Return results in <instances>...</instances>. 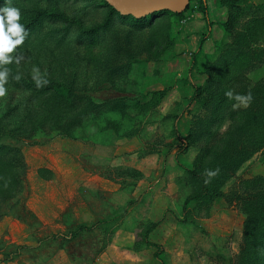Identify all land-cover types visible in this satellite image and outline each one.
Returning <instances> with one entry per match:
<instances>
[{
  "label": "rangeland",
  "instance_id": "obj_1",
  "mask_svg": "<svg viewBox=\"0 0 264 264\" xmlns=\"http://www.w3.org/2000/svg\"><path fill=\"white\" fill-rule=\"evenodd\" d=\"M217 3L200 47L191 13L0 0L27 31L0 65V264H264V0Z\"/></svg>",
  "mask_w": 264,
  "mask_h": 264
},
{
  "label": "clouds",
  "instance_id": "obj_2",
  "mask_svg": "<svg viewBox=\"0 0 264 264\" xmlns=\"http://www.w3.org/2000/svg\"><path fill=\"white\" fill-rule=\"evenodd\" d=\"M20 11L14 7H0V65H7L14 59L11 55L17 46L23 44L27 31L25 27L19 23ZM8 70L4 68L0 70V96L6 92L4 84L7 82ZM228 97H232V93H226ZM235 99H245L236 96ZM250 99V97L248 98ZM209 176L214 173L209 172Z\"/></svg>",
  "mask_w": 264,
  "mask_h": 264
},
{
  "label": "trees",
  "instance_id": "obj_3",
  "mask_svg": "<svg viewBox=\"0 0 264 264\" xmlns=\"http://www.w3.org/2000/svg\"><path fill=\"white\" fill-rule=\"evenodd\" d=\"M104 4H105V6L108 8V14H107V20H106V22H111V21H113V19H115V18H117V17H119V18H129V19H131L133 22H136V23H138V24H152V22L154 21V19H156V18H158V17H163V16H166V15H174V16H176V17H182V16H187V14L185 13L188 9H190V7H191V2H193V1H196L197 3H198V8H199V10H200V12L202 13V15H203V19L206 21V24H207V27H208V29L210 30L211 29V27H212V25H213V22L210 20V18H209V14H208V5H207V2H206V0H191L190 1V3H189V5L186 7V9L184 10V11H182V12H173V11H170V10H161V11H156V12H154V13H152V14H150V15H147V16H145V17H134V16H123V15H121L113 6H111V5H109L105 0H101ZM218 1V0H217ZM224 1L225 2H227V3H229V4H237L238 2H240V1H242V0H219V2H222V3H224ZM208 30V31H209ZM205 38H206V36H204L203 37V39H202V41H201V43H200V47L202 46V44H203V42L205 41ZM234 84H236V86H238V85H240L239 83H234ZM39 92H41V93H39L40 95H43L46 91L44 90V91H39ZM43 92V93H42ZM176 132V136L178 137V138H180L179 137V134H178V132L177 131H175ZM264 136V135H263ZM186 147V144H184L183 145V148H185ZM2 148H4V147H2V145H0V151H1V149ZM7 148H9L8 146L6 147V148H4V149H6L7 150ZM3 162L5 163V162H7V161H5V160H3ZM7 163H9V162H7ZM193 173V172H192ZM195 176H197V177H199L200 179H201V181H202V183L206 186V183H205V181H204V179H203V177H202V175L200 174V176H199V174H195V173H193ZM205 190H206V188H205ZM189 198H186V200H185V202H184V209H185V206H186V204L189 202ZM248 214H249V212H248ZM262 220V219H261ZM250 221V222H249ZM250 224H251V217H248V227H247V230L246 231H249V229H250V233L248 232V234L249 235H251V234H253V233H251V228H250ZM150 232V230H148L147 232H146V237H145V243L147 244V245H151V246H154V247H157V248H159L160 249V246L159 245H157V244H153V243H151L149 240H148V237H147V235H148V233Z\"/></svg>",
  "mask_w": 264,
  "mask_h": 264
},
{
  "label": "water",
  "instance_id": "obj_4",
  "mask_svg": "<svg viewBox=\"0 0 264 264\" xmlns=\"http://www.w3.org/2000/svg\"><path fill=\"white\" fill-rule=\"evenodd\" d=\"M123 16L145 17L156 11L182 12L191 0H105Z\"/></svg>",
  "mask_w": 264,
  "mask_h": 264
},
{
  "label": "crops",
  "instance_id": "obj_5",
  "mask_svg": "<svg viewBox=\"0 0 264 264\" xmlns=\"http://www.w3.org/2000/svg\"><path fill=\"white\" fill-rule=\"evenodd\" d=\"M194 2H196V1L191 2L190 9H188L185 12L186 14L191 13L193 15V17H194L193 22L189 23V24H191L192 27L190 28V30L187 29V31H186L187 33L186 32L185 33L186 34L193 33L194 38L196 40H198L196 44L199 46L201 41H202V39H203V37L207 34V32H204L205 22L203 20V15H202V13L200 12V10L198 8V5L196 6V8L192 7V3H194ZM206 2H207V5H208V9H209V6H210L211 9L214 10L215 9L214 6H216V5L218 6L217 0H206ZM196 4L197 3H195V5Z\"/></svg>",
  "mask_w": 264,
  "mask_h": 264
}]
</instances>
